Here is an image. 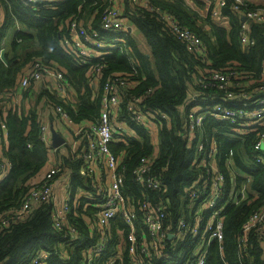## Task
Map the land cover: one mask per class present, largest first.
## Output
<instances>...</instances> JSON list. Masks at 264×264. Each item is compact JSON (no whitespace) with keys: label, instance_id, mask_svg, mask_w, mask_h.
<instances>
[{"label":"trees","instance_id":"obj_1","mask_svg":"<svg viewBox=\"0 0 264 264\" xmlns=\"http://www.w3.org/2000/svg\"><path fill=\"white\" fill-rule=\"evenodd\" d=\"M122 1V18L140 33L149 54L139 49L130 34L115 35L102 30L101 14L108 0H40L33 6H24L20 0H0L4 18L0 25V50L4 49L5 58V63L0 59V91L14 88L22 68L34 60H40L55 64L62 70L72 86L74 96L72 105H65L54 93L44 89L34 100L31 109L6 112L8 149L4 156L11 163V169L0 182V218L12 217L10 211L20 208L30 181L51 159L50 150L38 136L39 121L35 109L39 98L46 97L60 104L74 123L93 120L100 112V91L105 80L114 74L125 75L135 86L126 90L123 104L127 99L140 98L138 107L155 110L169 117L168 126L162 122L155 131L157 151L153 171L161 181L162 189L158 196L164 199V206L175 221L184 210L181 200L184 189L199 175V171L191 165L193 153L187 148L184 139L185 113L180 112L188 94L195 89L197 74L199 71L232 68L241 79L248 82L251 90L264 86V25H250V37L255 43L243 48L239 40L240 19L230 12V0L221 11L222 16L228 18V31L214 25L209 12L205 18L200 17L184 0H147L148 7H136L129 0ZM246 5L249 9L261 8L250 3ZM151 7L167 13L181 26L197 34L202 42L204 57L190 53L168 31L158 12L150 10ZM73 16L82 18L89 26L87 28L97 33L100 39L112 42L119 37L122 40L120 48L111 49L105 56L95 60L104 65L97 87L86 75L88 66L79 65L60 46V39L67 32L66 22ZM13 29L11 45L7 47V37ZM125 50L129 51L133 63L125 57ZM33 93L30 87L23 92V96L28 99ZM116 119L127 131L118 136L113 135L109 148L125 169L126 185L131 197L143 201L147 194L153 197V193L146 192L143 196V191L132 183L131 174L140 158L153 155L154 147L147 129L131 121L124 105ZM234 128L238 127L209 118L203 124L207 137L217 130L213 136L219 146V168L225 176L226 189L232 184L238 186L249 178L247 200L239 206H228L224 211L222 257L216 247H212L207 264H264V250L256 237L249 236L244 251L240 252L236 244L243 223L264 201V166L254 162L255 153L252 151L256 134L262 128L250 129L243 140L226 136L232 134ZM229 153L239 174L233 181L224 166ZM60 163L62 171L65 169L70 172L72 190L84 187L85 180L78 173L83 161L72 155L70 158L62 157ZM81 212L83 210L78 208L73 216L70 215V224L78 228V241L83 243L81 247H74L53 229L51 206L33 205L21 220H11L7 227L0 228V264H27L40 252L51 254L46 264H81L82 252L95 241L88 239L83 222L75 218V214ZM94 212L95 209L90 208L89 213ZM116 224L118 228H124L119 221ZM112 232L107 250L94 264H105L115 254L117 240L114 229ZM60 251H65L68 259L58 255ZM115 264H130L127 253L122 250Z\"/></svg>","mask_w":264,"mask_h":264},{"label":"built area","instance_id":"obj_2","mask_svg":"<svg viewBox=\"0 0 264 264\" xmlns=\"http://www.w3.org/2000/svg\"><path fill=\"white\" fill-rule=\"evenodd\" d=\"M39 1L20 0L24 6H33ZM108 1L101 14L102 30L115 35L130 34L131 26L122 18L118 1ZM205 1L209 4L211 19L226 18L221 11L229 0ZM230 1V12L240 19V44L243 48H249L255 43L250 37V25H264V8L249 9L244 0ZM129 3L136 7H148L147 0H129ZM150 10L158 12L168 31L190 53L204 57L202 42L197 34L181 26L167 13L152 7ZM242 18H245L244 22L241 21ZM1 23L2 21L0 25ZM86 24L78 16L71 17L65 25L66 35L59 43L79 65L88 66L86 75L92 82L98 83L104 65L100 61L96 62L97 59L105 56L111 49L120 48L122 40L119 37L112 42L100 39ZM19 41L20 39L17 40ZM1 52L4 49L0 50V54ZM125 57L133 63L128 50H125ZM197 75L195 89L188 94L180 112L185 113L184 139L187 148L193 153L191 165L199 171V175L184 189L181 197L184 210L177 220H172L164 206V199L158 196L162 186L153 171L156 153L151 157L140 158L132 171V183L143 191V196L146 192L153 193L154 199L147 194L140 201L131 197L126 185L125 169L110 151L114 133L127 131L122 129L121 126L124 125L116 119L123 105L131 121L146 128L149 135L153 124L157 127L162 122L166 126L169 124L166 114L138 107L140 98L127 99L123 104L126 90L135 85L125 75L114 74L101 87L100 112L93 120L74 123L60 104L46 97L38 99L37 108L45 106L47 111L51 109L56 124L62 130L60 135L64 144L57 149L52 148L49 125L38 120L39 140L50 150L51 159L30 181L20 208L10 211L12 217L0 218V228L7 227L11 220H21L33 205L46 204L51 206L53 229L74 247H81L83 243L78 241V228L70 224V215L73 216V212L81 208L83 212L75 214V218L83 222L88 239L95 240L82 252L81 264H94L103 256L108 248V241L113 236V229L117 240L116 252L105 264L117 263L122 250L127 253L130 264H207L212 247H216L222 257L224 211L228 206H239L247 200L249 178L238 186L232 184L226 189V179L219 168V146L213 136L217 134V130H213L212 136L207 137L203 124L209 118L237 126L232 134L226 136L239 140H243L250 129L262 128L256 134L252 151L255 153L254 162L264 166V86L251 90L248 82L241 79L239 73L232 68L199 71ZM17 81L14 88L0 91V146H4L2 152L8 149L6 112H20L25 100L23 92L30 87L38 88L45 83L49 92L54 93L65 105H72L74 102L72 86L55 64L34 60L21 71ZM59 149L66 151L65 157L76 155L83 161L78 173L85 180L84 187L72 190L70 172L65 169L62 171L60 159H56V151ZM230 156L231 153L224 166L233 181L239 174ZM10 169L11 163L3 153L0 154V182L7 177ZM59 180V186L55 188L54 185ZM90 208H94L95 212L90 214ZM117 221L124 228H118ZM250 235L260 241L264 250V201L242 225L236 241L240 252L246 249ZM66 254L65 251H60L58 255L68 259ZM50 256L49 253H37L27 264H46Z\"/></svg>","mask_w":264,"mask_h":264},{"label":"crops","instance_id":"obj_3","mask_svg":"<svg viewBox=\"0 0 264 264\" xmlns=\"http://www.w3.org/2000/svg\"><path fill=\"white\" fill-rule=\"evenodd\" d=\"M119 5H120V8L123 12V1L122 0H117ZM245 2L247 3H250L251 5H254L255 7H261V8H264V0H244ZM184 2L186 3V5L192 9L193 11H195L200 17H203L205 18L209 12V4L207 1L205 0H184ZM3 13H2V10L0 8V21L3 20ZM212 20V23L218 27H221L223 29H225L226 31L229 30V21H228V18H220V19H211ZM135 31V32H134ZM130 35L135 39L136 41V44L137 46L139 47V49L144 53V54H149V49L148 47L146 46L142 36L139 37L138 36V31L134 28L131 27V30H130ZM140 34V33H139ZM27 67V66H26ZM25 67L22 68V70L24 69ZM21 70V71H22ZM21 73V72H20ZM96 87H97V82H94ZM33 89V88H32ZM44 89H47L46 88V85L45 83H42L38 88H34V93L31 95V98H24V103H25V111L28 110V107H27V104L28 102L31 100L33 102H35L34 100L36 99L37 100V96L39 95L40 91L44 90ZM74 98V96H73ZM23 103V105H24ZM37 105H38V102H37ZM35 114L37 116V119L44 123H47L49 125V128H50V132L51 130H54L56 131L58 134L62 133V130L61 128L56 124L55 120H54V117L52 115V111L51 109L47 111L46 107L43 106L41 107V109L37 108L35 109ZM122 129H124L126 131V128L125 126H121ZM158 129V127L156 125L153 124V127H151V131H150V138H151V142L153 143V147H154V153H156L157 151V147H156V144H157V137L154 133V131H156ZM153 138H155V142L153 141ZM7 144H8V141H7ZM4 150V146H0V154L4 155V152H2ZM65 153L66 151L64 149H59L58 152H56L57 154V160L59 159H62V157L65 156ZM52 158H54L52 156ZM60 162V160H59ZM62 180V179H61ZM57 181L54 185L55 188H58V184L60 183V181Z\"/></svg>","mask_w":264,"mask_h":264},{"label":"water","instance_id":"obj_4","mask_svg":"<svg viewBox=\"0 0 264 264\" xmlns=\"http://www.w3.org/2000/svg\"><path fill=\"white\" fill-rule=\"evenodd\" d=\"M242 22L245 21V18L241 19ZM0 59L1 61H3V63H5V58H4V52H1L0 54ZM64 144V139L62 138V136L60 134H58L56 131L51 130V146L52 148H59Z\"/></svg>","mask_w":264,"mask_h":264},{"label":"rangeland","instance_id":"obj_5","mask_svg":"<svg viewBox=\"0 0 264 264\" xmlns=\"http://www.w3.org/2000/svg\"><path fill=\"white\" fill-rule=\"evenodd\" d=\"M3 20H4V18H3ZM134 32H135V31H134ZM13 34H14V29H13V31L11 32V35H9V37H7V41H8V43L6 42V46H7V47H8L9 45H11V41H12V38H13ZM138 36L141 37L139 33H138ZM6 46H4V47L6 48ZM19 49H20L19 51L22 50L21 47H19ZM33 103H34V102L31 101V100L28 102V104H27L28 110L31 109V108L33 107ZM25 109H26V107H25V103H24V105L20 107V111H24ZM154 133H155V135H156V132H155V131H154ZM114 135L118 136L117 131H116V133H114ZM153 141H154V142L156 141L155 138H153ZM243 176H244V174H243ZM247 188H248V190H249V186H248ZM78 196H81V195H78Z\"/></svg>","mask_w":264,"mask_h":264}]
</instances>
